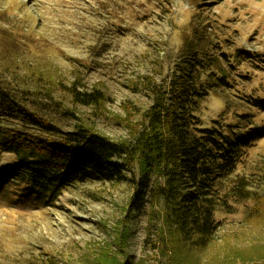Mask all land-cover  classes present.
Wrapping results in <instances>:
<instances>
[{
    "label": "rangeland",
    "instance_id": "374dc122",
    "mask_svg": "<svg viewBox=\"0 0 264 264\" xmlns=\"http://www.w3.org/2000/svg\"><path fill=\"white\" fill-rule=\"evenodd\" d=\"M187 54L214 63L203 126L262 134L231 181L246 190L216 214L212 242L176 247L143 211L130 222L127 183L75 184L46 205L0 179V264H264V0H0V85L39 101L65 131L128 139L125 121L152 103L148 82ZM73 84L106 103L76 104ZM14 158L0 154V169Z\"/></svg>",
    "mask_w": 264,
    "mask_h": 264
},
{
    "label": "trees",
    "instance_id": "16d2710c",
    "mask_svg": "<svg viewBox=\"0 0 264 264\" xmlns=\"http://www.w3.org/2000/svg\"><path fill=\"white\" fill-rule=\"evenodd\" d=\"M213 64L187 54L159 83L149 81L152 103L125 121L129 137L120 141L81 126L65 131L42 114L39 101L31 104L0 85V154L15 157L0 169V179L21 184L23 198L46 205L75 184L127 183L135 189L130 222L143 211L166 227L176 247H207L219 228L216 214L228 208L237 190H246L243 181H231L246 150L262 136L242 133L234 124L203 126L198 111L216 86ZM66 93L83 106L106 103L99 89L81 91L73 84ZM128 228L120 232V244Z\"/></svg>",
    "mask_w": 264,
    "mask_h": 264
}]
</instances>
